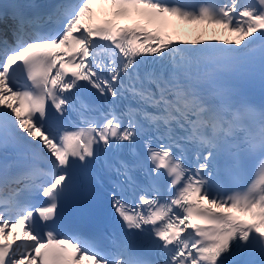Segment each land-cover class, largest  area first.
<instances>
[{
    "label": "snow or ice",
    "instance_id": "obj_1",
    "mask_svg": "<svg viewBox=\"0 0 264 264\" xmlns=\"http://www.w3.org/2000/svg\"><path fill=\"white\" fill-rule=\"evenodd\" d=\"M0 264H264V0H2Z\"/></svg>",
    "mask_w": 264,
    "mask_h": 264
},
{
    "label": "rangeland",
    "instance_id": "obj_2",
    "mask_svg": "<svg viewBox=\"0 0 264 264\" xmlns=\"http://www.w3.org/2000/svg\"><path fill=\"white\" fill-rule=\"evenodd\" d=\"M190 38H195V36L190 34Z\"/></svg>",
    "mask_w": 264,
    "mask_h": 264
}]
</instances>
